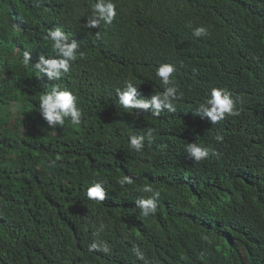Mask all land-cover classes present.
I'll return each instance as SVG.
<instances>
[{
	"label": "trees",
	"instance_id": "1",
	"mask_svg": "<svg viewBox=\"0 0 264 264\" xmlns=\"http://www.w3.org/2000/svg\"><path fill=\"white\" fill-rule=\"evenodd\" d=\"M93 3L0 0V264H148L171 254L179 264H204L216 251L215 259L264 264V0H113L112 23L90 29ZM147 24L160 29L146 33ZM183 24L225 25L241 44L221 72L213 49L220 41L192 34L195 56L171 78L175 111L123 109L115 89L126 81L138 98L163 91L160 42H188ZM55 27L84 55L53 82L22 59L60 58L47 38ZM241 48L249 55L239 60ZM192 81L205 83L200 104L212 87L230 92L234 114L212 124L192 107ZM52 83L76 97L79 125L65 118L50 128L42 118L38 100ZM129 135L145 136L141 152L130 149ZM191 142L208 147V157L194 161L185 150ZM125 175L132 184L118 182ZM95 181L104 184L103 202L86 196ZM145 184L160 192L148 217L135 204L151 195ZM92 241L109 251L90 252Z\"/></svg>",
	"mask_w": 264,
	"mask_h": 264
},
{
	"label": "clouds",
	"instance_id": "2",
	"mask_svg": "<svg viewBox=\"0 0 264 264\" xmlns=\"http://www.w3.org/2000/svg\"><path fill=\"white\" fill-rule=\"evenodd\" d=\"M116 5L113 0H95V3L91 5V14L87 16L86 25L91 28L100 26L101 22L104 24H111L116 17ZM257 24L261 22L264 24V15L257 16ZM146 33L153 29H160L159 26L145 25ZM182 35L188 40V42L178 45V39H173L170 36H165L160 42L161 53L157 55L158 59H161L164 63H160L155 69V75L159 77L161 84L164 86L162 92L151 94L150 98H138V88L131 80L126 81L123 86L115 89V94L118 99L119 105L123 109L128 110H142L144 112L151 111L154 116H159L160 113L167 109L169 112H174L176 105V87L172 84L173 73H183L188 70L189 60L195 56L194 47L191 43L192 34L195 37L207 36L210 40L220 41V44L213 49L221 53L224 65L223 68L230 63L232 50L236 49V46L241 44L236 37V34L229 30L225 25L209 24L207 28L204 26H196L193 29L191 26L182 25ZM99 38V33H97ZM47 38L50 41L51 51L58 55L60 58H53L49 56L45 58L43 54L39 56L37 62H31L30 52L23 53L22 63L25 67L31 66L33 71L37 73V77H47L49 81H57L63 74L69 72L70 61H75L78 56L84 54L79 51V44L75 40L69 41V36L59 28L55 27L48 31ZM240 53L239 60L246 58L249 55L244 49H238ZM227 55V56H226ZM264 63V62H263ZM190 76L191 72H186ZM190 79L188 78V81ZM187 84V83H186ZM204 81L191 82L188 91L193 95L196 102H192V107L197 108L203 114H205L212 124L218 123L222 120L226 114H234V101L230 92L223 88L212 87L203 103L200 104L199 97L204 88ZM47 90L43 92L39 97V112L42 118L47 122L50 128H56L57 125L63 127L65 124V118H70L73 126H77L81 123L82 112L77 106L76 97L71 91L62 89L59 84L52 83L46 87ZM195 113V112H194ZM149 138L152 133L151 130L146 134ZM218 139H221L218 137ZM144 135H129L128 144L132 151L141 152L144 147ZM187 154L194 159V161H200L208 157L210 149L208 147L199 145L197 143H187L185 148ZM55 162H50V166ZM122 186L125 184H132L133 178L125 175L118 181ZM144 193H151L147 198H139L135 201L136 206L141 210V214L144 217H148L154 214L157 209L156 200L160 196V192L155 190L151 185L145 184L141 189ZM86 196L89 200L103 202L106 196L105 187L102 181H95L86 188ZM227 238L228 234L226 233ZM232 245H238L236 242H232ZM88 250L91 251H103L108 252L109 249L106 244H101L97 241H92L88 245ZM136 257L140 260H144V254L139 248H134ZM218 254L216 251L210 259L208 256L202 261L204 264H234L233 261L227 259H215ZM246 258L245 254H243ZM161 255H159L160 257ZM177 255H169L167 257H153L148 260V264H179L176 261ZM131 261H136L134 257H130ZM111 264H130L128 260L121 258L113 259ZM183 264V262H182ZM193 264V263H190Z\"/></svg>",
	"mask_w": 264,
	"mask_h": 264
}]
</instances>
